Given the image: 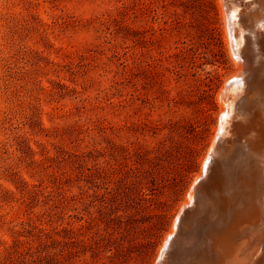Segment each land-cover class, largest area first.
I'll use <instances>...</instances> for the list:
<instances>
[{
	"label": "rangeland",
	"instance_id": "374dc122",
	"mask_svg": "<svg viewBox=\"0 0 264 264\" xmlns=\"http://www.w3.org/2000/svg\"><path fill=\"white\" fill-rule=\"evenodd\" d=\"M224 7L0 0V264L160 262L237 72Z\"/></svg>",
	"mask_w": 264,
	"mask_h": 264
},
{
	"label": "bare ground",
	"instance_id": "6f19581e",
	"mask_svg": "<svg viewBox=\"0 0 264 264\" xmlns=\"http://www.w3.org/2000/svg\"><path fill=\"white\" fill-rule=\"evenodd\" d=\"M222 1L237 72L158 264H264V0Z\"/></svg>",
	"mask_w": 264,
	"mask_h": 264
}]
</instances>
